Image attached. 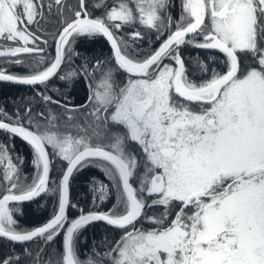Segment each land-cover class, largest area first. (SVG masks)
Listing matches in <instances>:
<instances>
[{"label":"snow or ice","instance_id":"obj_1","mask_svg":"<svg viewBox=\"0 0 264 264\" xmlns=\"http://www.w3.org/2000/svg\"><path fill=\"white\" fill-rule=\"evenodd\" d=\"M78 5L68 8L67 19L64 0H0V65L27 69L14 74L0 66V82L46 87L78 55L77 37L103 36L114 61L113 68L97 60L91 72L82 66L89 94L78 107L39 93L63 112L0 108V131L31 147L34 168L29 182L23 157L13 158L0 143V238L36 243L35 253L24 250L33 264H264V0H181L175 22L171 0H98L94 7L104 11L95 17L86 0ZM53 6L61 27L49 60L41 47L48 41L38 31ZM137 25L155 31L157 40L167 33L146 56L134 47L144 38ZM124 27L136 29L129 39L118 35ZM186 44L222 53L225 70L198 60L208 78L193 80L180 52ZM78 74L73 69L59 78ZM89 166L109 181H94L93 206L113 195L116 203L108 211L80 209L69 219L68 209L76 207L71 178ZM42 194L56 197L52 216L21 228L13 202ZM153 207L163 211L148 215ZM141 221L154 227H137ZM94 222L121 235L106 251L93 249L81 259L77 239ZM61 236L59 250L46 253ZM0 264H20V258Z\"/></svg>","mask_w":264,"mask_h":264},{"label":"trees","instance_id":"obj_2","mask_svg":"<svg viewBox=\"0 0 264 264\" xmlns=\"http://www.w3.org/2000/svg\"><path fill=\"white\" fill-rule=\"evenodd\" d=\"M45 4L49 0H44ZM98 0H86L87 9L92 15H102L104 9H97L94 4ZM109 5L112 4V0H108ZM65 12L64 18L70 19L72 12L68 11L70 7L73 11L78 9V0H64ZM169 12L173 18V21H177L181 14V0H171ZM47 22H41L39 26L38 34L42 39H46L48 44L41 43V47L45 49L44 55L51 60L54 57V40L56 33L61 27V17L56 14V7L53 6L52 12L49 15L47 9H45ZM144 33V38L134 43V47L140 49V55L146 56L154 51L158 45L166 38L167 33L161 36L159 40L156 39L157 33L155 31H149L136 26ZM35 30V28H33ZM136 30L133 27H124L118 35L124 36L129 39L128 33ZM174 30V27L173 29ZM75 51L78 53L76 56H71V59H66L65 64L62 65V70L47 83V86L37 85L35 87L13 84L8 82H0V108H3L7 113L14 114L17 109L23 114L27 107H31L33 113H39L41 111L47 112L49 109L56 114L63 112V109L55 104H46L42 101L39 93L51 96L54 100H60L62 103H66L69 106H79L87 102V96L89 94V78L83 74L82 66L87 64L89 71H92V65L101 60L108 64V67L114 68V61L111 59L112 52L108 43L103 36L77 37L75 43L72 45ZM181 56L184 58L186 67L188 69V75H194L195 80L199 82L201 79H206L208 75H201L197 69V61L203 60L206 62L209 69H217L220 71L225 70L223 61L224 56L217 50H205L199 49L192 45H183L180 48ZM24 59H30V57H22ZM165 63H171L165 60ZM6 69L9 73L25 74L27 69L23 66H13L10 64L0 65ZM78 70L79 74L71 80H61L60 75H64L69 70ZM94 75L99 77V72H95ZM115 77L119 81L125 79V75L122 72H115ZM78 115V113H77ZM0 143L8 146V150L12 157L17 155L23 157V164L21 165V171L28 177L30 182L32 175L34 174V168L31 164L33 153L31 147L23 141L20 137H9L7 133L0 131ZM59 173V165L51 173L52 179L55 180ZM94 181H104L109 183L103 172L95 167H87L76 173L70 181L69 198L70 202L76 207H70L67 215L69 219H72L77 214H80V209L84 212L90 210L95 211H108L116 203L115 196H111L107 201L100 204L99 207H94L92 203L93 196V183ZM57 205L55 196H49L42 194L41 197L36 198L30 202L17 203L20 211L15 214V219L23 229L34 228L43 222L47 221L53 214L54 208ZM163 211L161 207H153L147 210L148 215H158ZM171 219V217H170ZM143 224L144 228H152L154 225L141 221L137 224ZM121 235V232L114 229L111 226L106 225L104 222H94L87 226L77 239V248L79 249L80 258L84 259L85 255L96 249L100 252L106 251L107 248L117 240ZM62 236L58 237L54 243L45 246L46 253L55 254L61 246ZM28 249L30 252L35 253L37 244L33 242H27L24 244L11 242L5 238H0V261L9 256H18L20 258V264H33V257L24 250ZM43 258V257H42Z\"/></svg>","mask_w":264,"mask_h":264},{"label":"water","instance_id":"obj_3","mask_svg":"<svg viewBox=\"0 0 264 264\" xmlns=\"http://www.w3.org/2000/svg\"><path fill=\"white\" fill-rule=\"evenodd\" d=\"M105 39H106V38H105ZM108 44H109V43H108ZM109 46H110V45H109ZM158 47H159V46H158ZM158 47H157V48H158ZM54 55H55V44H54ZM8 83H12V82H8ZM13 84H16V83H13ZM35 199H36V198H35ZM35 199H34V200H35ZM13 203H21V202H13ZM85 213H87V212H85ZM78 216H79V214H77V215L74 216L73 218H77ZM45 222H46V221H45ZM45 222H43V223H45ZM43 223H42V224H43ZM42 224H40V225H42ZM40 225H38V226H40ZM5 239H6V238H5ZM15 243H16V242H15Z\"/></svg>","mask_w":264,"mask_h":264},{"label":"flooded vegetation","instance_id":"obj_4","mask_svg":"<svg viewBox=\"0 0 264 264\" xmlns=\"http://www.w3.org/2000/svg\"><path fill=\"white\" fill-rule=\"evenodd\" d=\"M105 40H106V39H105ZM106 42H107V40H106ZM107 43H108V42H107ZM108 45H109V44H108ZM158 46H159V45H158ZM109 47H110V46H109ZM110 50H111V48H110ZM194 75H195V74H194ZM194 75H189V76H190V78H192L193 80H195V78H194V77H195L196 75H195V76H194ZM205 78L207 79V78H208V76H206Z\"/></svg>","mask_w":264,"mask_h":264}]
</instances>
